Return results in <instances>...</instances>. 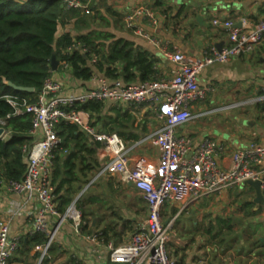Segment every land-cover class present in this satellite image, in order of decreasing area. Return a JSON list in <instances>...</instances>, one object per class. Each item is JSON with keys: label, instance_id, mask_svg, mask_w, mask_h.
Returning a JSON list of instances; mask_svg holds the SVG:
<instances>
[{"label": "built area", "instance_id": "2783aa9c", "mask_svg": "<svg viewBox=\"0 0 264 264\" xmlns=\"http://www.w3.org/2000/svg\"><path fill=\"white\" fill-rule=\"evenodd\" d=\"M63 6L66 10H81L86 15L92 13L89 6L80 0H63ZM140 17L148 19L152 26L158 24L155 12L139 6L126 16L125 26L149 39L139 24ZM213 23L228 32V45L222 50L212 46L200 58L189 57L182 51L170 53L163 49L175 64L170 78L127 84L121 78L109 80L103 77L94 90L81 96H63V84L50 77L34 103L26 98L6 97L15 109L14 115H32L30 136L33 142L22 149L27 162L24 177L19 181L3 180L0 192L24 195L35 202L30 235H45L47 238L41 261L48 254L62 224L71 221L75 233H81L82 213L76 206L78 197L61 214L53 184L54 158L61 143L57 128L63 122L78 125L94 142L101 144L106 161L88 185L102 177H118L124 184H131L148 206L146 220L130 238L119 246H109V264H178L168 254L172 222H163L167 204H178L184 210L226 190L247 185L248 181H259L264 192V144L252 142L234 152L232 163L227 167L219 163L221 148L215 139L204 137L194 147L191 138L179 132L182 126L204 114L193 112L194 106L210 91L209 87L199 85L202 71L208 66L227 64L233 58L250 55L264 45V19L256 24H250L246 18L241 19L240 24L220 19ZM75 50L86 53L88 49L75 43L66 53ZM90 61L96 64L99 56L92 54ZM59 63L64 70L70 71L68 63ZM87 102L156 108L159 125L128 144L115 132L100 131L82 111L77 110L79 104ZM249 103L264 105V92L220 109L229 110ZM7 135L6 132L4 137ZM146 144H152L159 150L155 165L150 166L140 159L135 161L132 157L134 150ZM54 223L55 228L50 231ZM96 239L104 241L101 235L89 238L91 241ZM21 242L22 235H12L10 223L0 218V264L9 263L19 251ZM196 264L207 263L201 259Z\"/></svg>", "mask_w": 264, "mask_h": 264}, {"label": "crops", "instance_id": "0c3cea01", "mask_svg": "<svg viewBox=\"0 0 264 264\" xmlns=\"http://www.w3.org/2000/svg\"><path fill=\"white\" fill-rule=\"evenodd\" d=\"M85 4L92 11L87 17V22H78L77 27H75V20L73 19L60 29L58 36L67 32L78 35L98 31L113 35L114 38L112 40L125 39L132 42L135 47L146 50L153 55L156 61L157 79L170 78L172 71L175 69V64L165 55L163 49L170 53L182 51L189 57L200 58L212 46L217 47L220 44L221 49H223L228 45V32L224 28L215 26L214 20H232L240 24V20L246 18L250 24H256L264 19V0H86ZM139 6L151 9L155 12L158 20L157 26H152L145 17L139 18V24L144 32L149 35V39L132 30H128L125 26L126 16ZM116 68H120V65H117ZM51 77L63 84V96H81L98 88L100 80L106 76L97 72L90 80L79 81L72 76L70 71L64 70L59 63L58 69L52 71ZM108 79L112 80L111 78ZM198 82L201 87H209L210 91L206 94L205 99L194 106L193 112L197 114L205 113L179 129L181 134L188 135L191 138L194 147L198 145L202 138L212 137L221 148L219 163L228 167L232 163L234 152L245 148L252 142L264 144V105H257L258 119L253 117L247 123L240 121V116L234 117V114L229 112L230 109L225 110L228 117L231 116L230 118H235L234 120L238 121L236 126H234V123L225 126L224 129L221 128L223 132L215 133V125L217 123L215 121L207 123L203 119L208 114L206 113L208 112L206 106L212 102L214 106L219 100L226 104L229 103L228 101L240 103L250 95L253 98L264 92V45L257 48L250 55L233 58L227 64H214L206 67L200 74ZM103 103L106 106L103 111L104 117L115 118L117 114L112 111L113 108L119 109L121 116L124 113L132 116V121L127 123L125 137H120L128 144L132 142L129 139L130 133L138 134L140 139L155 130L159 125L156 108L132 105L120 106L112 102ZM218 110L223 111L222 109ZM83 113L92 124L97 122V119L91 118L89 113ZM96 127L102 132H108L104 131L98 123H96ZM118 132L119 129H116L115 133L118 134ZM61 142L63 141L61 140ZM91 145H95L92 139ZM60 155L66 157L68 152L62 150ZM103 156V150L100 145L95 153L100 166L104 165L106 161ZM132 157L135 161L140 159L150 166L155 165L159 159V150L152 144H146L134 150ZM77 164L79 167L80 163L77 162ZM94 175H91L88 180ZM77 176L81 177V174L77 172ZM76 185L77 193L74 194V199L79 196L82 189L86 186V184L83 187L80 184ZM98 185L99 189L108 188L111 196H115L116 199L121 197V194L125 191H128L127 197L131 199L133 191L134 195L139 196L140 202L146 205L144 212L129 204V209L122 212L123 218L120 217L122 220L115 222L114 219L109 218L110 212L101 209L105 203L103 196L106 193L99 192L100 190L97 192ZM98 185L84 199L86 209L90 208V215L86 211L87 219L90 221L88 230H81L80 234H76L72 224H62L57 230L55 241L52 245L54 250L50 257L48 256L51 260L50 264H109V246L115 247L125 243L131 236L125 238V230L132 227V225L136 227L143 213H145L144 218L147 216V203L130 184H124L118 177L107 176V178L103 177ZM247 186L249 189L246 190L248 194L245 197L251 196L252 198L248 199L246 203H251L252 211L256 213L257 207L264 204V201L257 204L255 202L257 198L255 190L251 186ZM235 190L237 191L235 195L238 197L244 194L236 187L208 200H214L216 203L226 201L228 195ZM171 205L174 204H167L164 211L168 208L172 209ZM251 207L249 208L251 209ZM35 211V202L29 200L27 196L6 191L0 192V218L10 223L12 235H22L20 249L9 260L8 264H34L36 259L42 258V247L44 245H35L28 241L34 237L30 235V232L33 221L32 215ZM112 212L116 215L115 210H112ZM55 225L56 223L51 226L50 231L54 230ZM121 226L124 230L118 232L116 228H121ZM106 229L111 231L103 236L102 232ZM100 235L104 241L89 240V238ZM111 235L116 238L111 237ZM191 260L186 264H195Z\"/></svg>", "mask_w": 264, "mask_h": 264}, {"label": "trees", "instance_id": "16d2710c", "mask_svg": "<svg viewBox=\"0 0 264 264\" xmlns=\"http://www.w3.org/2000/svg\"><path fill=\"white\" fill-rule=\"evenodd\" d=\"M80 1L86 3V0ZM87 17L81 10H66L63 0H0V127L5 128L8 133L6 138H0V187L3 180L19 181L24 177L27 162L22 149L24 145L33 142L30 136L32 115H14L15 109L6 97L26 98L31 103L36 102L46 80L52 76L53 55L59 62L68 63L72 76L79 81H88L97 72L111 79L121 78L127 84L156 79V61L153 55L135 47L132 42L125 39L112 40L113 35L98 31L78 35L67 32L58 36L60 29L71 20H75L74 26L77 27L78 22L86 23ZM75 43L84 45L87 52L75 50L66 53ZM92 54L99 56L96 64L90 61ZM117 65L120 68H116ZM7 82L34 88L35 91L20 92ZM105 108L103 102H87L77 106V110L97 119L96 123L104 131L111 133L119 129L118 135L125 137L126 126L132 121V116L128 113L121 116L120 110L113 108L112 111L117 116L107 118L103 116ZM1 122L5 124L2 125ZM93 125L96 126L95 123ZM57 132L63 142L59 144L54 158L53 184L59 212L64 214L77 193L76 184L82 187L87 185L91 175L96 174L100 168L95 153L101 144L95 142L92 146L91 138L76 124L63 122L58 126ZM139 137L134 133L129 135L130 141L138 140ZM62 150L68 152L66 157L60 155ZM77 162L80 163V168ZM77 172L81 177L77 176ZM245 206L251 207V203H246ZM248 215L255 216L256 213L250 211ZM217 223L219 233L225 225L231 229V224L222 218H218ZM212 229L213 227L209 231ZM109 231L111 230H104L103 236ZM28 241L35 245H45L47 239L45 235H36ZM259 243L261 244V240ZM53 250L51 245L49 257ZM48 256L43 258L42 264H50ZM177 262L181 264V261Z\"/></svg>", "mask_w": 264, "mask_h": 264}, {"label": "rangeland", "instance_id": "374dc122", "mask_svg": "<svg viewBox=\"0 0 264 264\" xmlns=\"http://www.w3.org/2000/svg\"><path fill=\"white\" fill-rule=\"evenodd\" d=\"M248 98L250 99L252 96L250 95ZM228 102L229 103L226 104L219 100L215 106L213 102L206 106L208 110L206 113L208 114H206L203 119L206 120L207 123H212L213 121L217 123L215 125V133L219 131L223 132L221 128L224 129L227 125L235 123L234 126H236L238 120L230 118L231 116L228 117L225 110H218L223 106L235 103L233 101ZM257 111L258 108L255 103L237 106L229 110L231 114H234V117L240 116V121L245 123L253 117L257 118ZM6 137L7 136L4 138ZM102 178L91 185L87 184V189L85 190L86 185L78 196V199H81L76 206L82 213L81 229L90 224L86 213L87 211L90 215V208L86 209L84 201L85 196H87L91 190H95ZM238 189L242 193L244 192V196H236L235 194L237 191L235 190L228 195L226 201L216 203L214 200L204 199L188 206L184 210H181L180 205L174 204L171 205L173 207L172 209L168 208L163 212V222H172V227L168 234L169 243L167 245L168 254L172 259L180 260L182 264L189 263L191 259L195 264L201 259L205 260L207 264H264V204L257 207L258 210L255 216L248 215L253 208L251 207L250 209L245 206L246 201L252 198L251 196L245 197L248 194L246 190L249 189V187L243 185L238 187ZM96 190L97 192L100 190L99 192L106 193V195L103 196L105 203L101 209L110 212L109 218L114 219L115 222L122 220L120 219V217L123 218L122 212L129 209V204H132V207H136L137 210H142L143 212L146 208V205L140 202L139 196L134 195L133 191L131 199L127 197L128 191H125L121 194V197L116 199L115 196H111V192L108 188L99 189L98 185ZM129 200H131V202H129ZM112 210H115L116 215ZM83 215L87 217L84 218ZM144 215L145 213H143L136 227L132 225V227L125 230V238L132 235L137 227L144 222L146 218H144ZM218 218L228 221V223L231 224V229L229 230L225 225L223 230L219 233ZM66 223L72 224L71 221H67ZM211 227H213V229L209 231ZM116 230L122 232L124 229H122L121 226V228H116ZM111 237L116 238L113 235H111ZM259 240H261V244ZM48 254L46 256H48ZM34 264H42L41 259H36Z\"/></svg>", "mask_w": 264, "mask_h": 264}, {"label": "water", "instance_id": "95a60500", "mask_svg": "<svg viewBox=\"0 0 264 264\" xmlns=\"http://www.w3.org/2000/svg\"><path fill=\"white\" fill-rule=\"evenodd\" d=\"M240 26V25H239ZM217 47L221 49V45L218 44ZM58 66H59V61L57 60L56 56L53 55V57L51 58V69L52 71H56L58 69ZM8 85H10L13 89L17 90V91H20V92H25V93H33L35 90L34 88H29V87H20V86H16L14 85L13 83H10V82H7ZM6 133V130L5 128L3 127H0V138H3L4 135ZM131 185V184H130ZM247 185L251 186L255 192H256V195H257V198L255 200V202L257 204L261 203L262 201H264V196H263V191H262V188H261V183L259 181H256V182H253V181H248L247 182Z\"/></svg>", "mask_w": 264, "mask_h": 264}]
</instances>
